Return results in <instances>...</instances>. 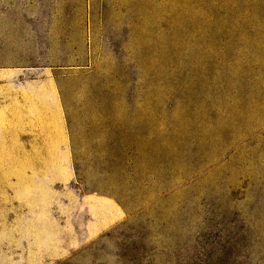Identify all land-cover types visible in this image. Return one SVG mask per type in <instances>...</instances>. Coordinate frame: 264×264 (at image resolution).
<instances>
[{"label": "rangeland", "instance_id": "374dc122", "mask_svg": "<svg viewBox=\"0 0 264 264\" xmlns=\"http://www.w3.org/2000/svg\"><path fill=\"white\" fill-rule=\"evenodd\" d=\"M0 264H264V0H0Z\"/></svg>", "mask_w": 264, "mask_h": 264}]
</instances>
